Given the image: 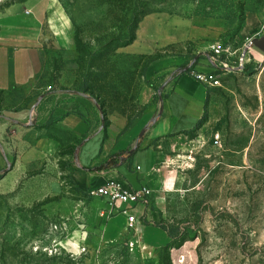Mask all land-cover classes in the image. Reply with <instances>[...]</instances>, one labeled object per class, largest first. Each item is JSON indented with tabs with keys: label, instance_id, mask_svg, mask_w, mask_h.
Returning a JSON list of instances; mask_svg holds the SVG:
<instances>
[{
	"label": "rangeland",
	"instance_id": "1",
	"mask_svg": "<svg viewBox=\"0 0 264 264\" xmlns=\"http://www.w3.org/2000/svg\"><path fill=\"white\" fill-rule=\"evenodd\" d=\"M18 1L0 0V15ZM33 1L40 7L41 0H25L18 8ZM59 1L72 22V41L66 50L43 44L44 87L86 95L105 116H137L142 90L163 83L151 70L164 59L184 55L193 64L212 43L239 48L210 91L212 119L205 115L199 123L205 127L185 133V144L155 168L148 205L173 245H182L184 264H264V55L240 50L245 37L264 36V0ZM5 188L0 264H143L139 250L127 246L99 249L87 239L85 250L73 239L79 249L73 251L61 244L86 221L78 198L67 210L41 182ZM156 254L155 264H171L169 250Z\"/></svg>",
	"mask_w": 264,
	"mask_h": 264
},
{
	"label": "crops",
	"instance_id": "2",
	"mask_svg": "<svg viewBox=\"0 0 264 264\" xmlns=\"http://www.w3.org/2000/svg\"><path fill=\"white\" fill-rule=\"evenodd\" d=\"M22 1L0 15V187L10 190L25 179L41 182L67 210L68 201L78 198L86 221L61 241L73 251L79 250L72 247L73 239L85 250L91 248L87 239L99 249L132 243L130 251L139 250L143 264L160 262L156 253L164 249L171 264H184L182 245L174 246L167 230L155 223L156 213L148 205L151 192L140 202L113 203L89 191L111 181L152 191L158 183L155 168L167 163L168 152L185 144V133L204 128L197 122L205 115L212 119L213 88L208 91L184 72L191 61L182 55L151 70L163 75V83L142 90V110L129 121L103 115L86 95L47 90L41 78L42 46L49 40L58 49H69L72 22L59 0H41L40 7L33 1L20 10ZM204 64L198 60L194 69ZM122 210L138 222L129 226L118 213Z\"/></svg>",
	"mask_w": 264,
	"mask_h": 264
},
{
	"label": "built area",
	"instance_id": "3",
	"mask_svg": "<svg viewBox=\"0 0 264 264\" xmlns=\"http://www.w3.org/2000/svg\"><path fill=\"white\" fill-rule=\"evenodd\" d=\"M241 53H249L253 48V40L250 37H245L241 42ZM237 49V50H236ZM239 48H233L230 44L212 43L205 47L201 52L202 58L197 59L205 62L204 69H194V63H188L184 72H188L196 81L202 84L207 90L218 87L220 85L221 77L228 73L229 65L234 62L232 57ZM195 62V63H196ZM240 67V64H238ZM232 67V66H231ZM151 190L149 187L143 186L138 190L131 189L129 187H122L118 182L111 181L105 185L92 189L89 194L92 196H108L111 202H140L149 196ZM118 213L124 215L127 220V224L131 226L133 223L138 222L137 218L133 215L126 214L125 210L118 211ZM132 243H128L129 250H132ZM82 250H84L82 248Z\"/></svg>",
	"mask_w": 264,
	"mask_h": 264
},
{
	"label": "water",
	"instance_id": "4",
	"mask_svg": "<svg viewBox=\"0 0 264 264\" xmlns=\"http://www.w3.org/2000/svg\"><path fill=\"white\" fill-rule=\"evenodd\" d=\"M253 48L257 52L264 54V36L260 40L253 41Z\"/></svg>",
	"mask_w": 264,
	"mask_h": 264
},
{
	"label": "trees",
	"instance_id": "5",
	"mask_svg": "<svg viewBox=\"0 0 264 264\" xmlns=\"http://www.w3.org/2000/svg\"><path fill=\"white\" fill-rule=\"evenodd\" d=\"M208 91H209V89H208ZM201 122V120H199L198 122H197V125L199 124ZM168 232V231H167ZM168 234H169V232H168ZM169 236H170V234H169ZM171 238H172V236H170ZM173 239V238H172Z\"/></svg>",
	"mask_w": 264,
	"mask_h": 264
},
{
	"label": "bare ground",
	"instance_id": "6",
	"mask_svg": "<svg viewBox=\"0 0 264 264\" xmlns=\"http://www.w3.org/2000/svg\"><path fill=\"white\" fill-rule=\"evenodd\" d=\"M261 54V53H260ZM262 55H264V54H262ZM262 55H259V57H260V59L263 61V56Z\"/></svg>",
	"mask_w": 264,
	"mask_h": 264
}]
</instances>
